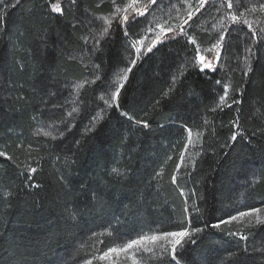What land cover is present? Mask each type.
<instances>
[{"label": "trees", "instance_id": "trees-1", "mask_svg": "<svg viewBox=\"0 0 264 264\" xmlns=\"http://www.w3.org/2000/svg\"><path fill=\"white\" fill-rule=\"evenodd\" d=\"M171 1L180 11L171 10L166 21L175 24L186 13L181 0ZM55 2L20 0L15 7H8L14 0L0 3V11L7 8L0 33V150L11 157H0V264H85L118 238L107 235L112 229L126 240L141 233L179 230L189 220L191 227L204 231L195 237V245H185L181 264H264V225L243 226L247 241L226 233L229 227L242 226L211 227L237 210L264 208V33L260 32L264 13L257 17L245 12L236 24L225 18L232 10L221 7V0L214 4L209 0L193 17L191 27H185L202 49L225 35L216 71L201 72L195 66L194 46L182 36L165 40L152 52L145 47L124 82L119 108L107 109L95 131L85 134L92 116L105 108L99 99L103 90L131 67L135 54L130 43L145 36V25L133 28L130 39L114 20L110 36L93 51L104 26L96 18L114 11L112 0H75L74 4L60 0L63 15L51 12ZM161 2L150 6L146 20L140 18L145 24ZM202 16L215 18V34L199 29ZM245 19L257 37H252ZM205 55L212 58L211 53ZM246 63L252 68L247 76ZM96 74L101 80L85 85L79 95L81 112L72 131L58 140L36 135L40 125L67 115L72 103L65 101L74 99L71 86ZM173 76L178 79L168 92ZM224 84L230 86V98L242 103L212 111ZM59 104L63 107H53ZM121 111L150 127L135 125ZM237 115L239 126L234 127L230 122ZM189 128L194 141L197 132H203V142L185 151ZM233 132L244 138L231 141ZM182 153L186 167L179 170L178 187L171 177ZM31 167L38 170L33 182L42 187L25 186L26 169ZM113 168L122 175L113 173ZM181 188L185 196L180 195ZM9 190L13 195L4 197ZM190 190L203 196L196 199L199 213L192 212ZM186 199L188 220L183 212ZM66 208L76 213L75 221L68 218ZM160 260L161 256L148 262L160 264ZM93 264L103 263L93 259Z\"/></svg>", "mask_w": 264, "mask_h": 264}, {"label": "snow or ice", "instance_id": "snow-or-ice-1", "mask_svg": "<svg viewBox=\"0 0 264 264\" xmlns=\"http://www.w3.org/2000/svg\"><path fill=\"white\" fill-rule=\"evenodd\" d=\"M3 0H0L2 3ZM187 0H181V3H186ZM20 3V0H14V3L9 5L8 7H15ZM72 3H75V0H72ZM114 11L109 14V16H100L97 17V20L103 21V27L97 33V38L93 44V51H98L100 48L101 41L106 39L111 34V27L113 21L116 20L124 30V36L130 37V33L133 28H136L137 25H145L142 29L145 32V36L143 38H138L131 40L130 48L134 50L135 58L130 60L131 67H128L124 70V74L118 75L114 81H112L108 88L104 89V94L99 96V99L103 101L105 108H101L96 115L92 116V119L89 121L88 125L85 127L84 132L88 134L90 132L95 131L97 124L104 118V114L107 109H111L114 105L119 108V96L121 90L124 87V82L128 79V73L131 72L132 67L135 66L136 61L141 58L142 49L145 48V40L148 38V33H154V38L151 39L150 43L146 46V52H152L153 48H156L157 45L161 44L165 40H176L178 37H183L187 44L194 46V54L192 55V60L195 62V66L199 67L201 72L204 70H212L216 71L214 67V61L219 62L221 60V49L224 47L225 35L220 34L215 42L208 48L202 49L198 44L196 38L189 33L185 26L188 28L191 27L190 22L193 20V17L201 12V9L205 8V5L209 3V0H196V6L193 7V4L188 3L186 9V17L180 20L178 23H169V21H160L156 18L153 20L147 21L145 24V20L147 19V14L149 12V8L151 5L157 4V0H149V3H143V0H126V2L117 4L116 0H112ZM215 0H213V4ZM173 7H176L173 5ZM221 7H226L228 10H232L225 13V18L230 19L231 22L239 24L241 22V18L244 16L245 12L256 13L257 11L264 13V3H259L258 5H254L251 7L245 6L244 0H221ZM241 7H243V11H240ZM220 9H217L219 11ZM179 9H177V13H179ZM51 12L59 13L61 15L64 14V10L61 7L60 0H56L55 3L51 4ZM7 15V8L3 11H0V33L4 32L5 27V17ZM140 18H145V20H141ZM179 19V17H177ZM243 23L248 24V21L245 19ZM155 27H152V25ZM168 25L165 27V25ZM249 30L252 32V37L255 38L258 36V33L252 29V26L248 24ZM158 29V31H157ZM261 33H264V28L260 29ZM85 44H88V37H83ZM264 39V37H262ZM255 42V41H254ZM247 52L252 53L255 56V51L252 48L246 49ZM206 53H211L212 58H206ZM146 54V53H145ZM74 59V57H70ZM245 62L248 61V57L244 58ZM95 67H99L96 65ZM183 69L181 70V75H183ZM252 71L251 64L246 63V71L244 75L247 76L249 72ZM177 77L173 76L172 84L173 87L168 89V92L173 91L175 83L177 81ZM101 80L99 74H96L92 80H83L81 82L74 83L71 87L73 92L70 95L74 96V99L68 101L66 99V103H72L73 106L70 110L67 111V115L64 116L61 120L54 121L52 124L47 127L37 129L36 135H43L51 140H58L65 137L67 132H71L75 127V117H78L81 108L77 104V100H79V95L81 91L85 88V85L91 86L96 84L97 81ZM112 84H115V88L112 89ZM216 84L220 85L221 80H216ZM223 94L219 96L218 103L216 107L212 109V111H216L217 109L223 111L225 107L231 108L233 105H239L242 103L240 98L232 97L230 98L229 88L230 86L227 84L222 85ZM168 92L165 93V96L168 95ZM243 93L240 92V96ZM18 99H24V97H18ZM159 103V101H157ZM53 107H63L62 104L53 105ZM239 109H237V113ZM120 114L122 116L127 117L129 121H132L135 125H142L144 128L150 127L148 122L136 120L133 116H130L127 112L121 111ZM56 115V114H54ZM69 118H72L71 121ZM57 123L66 124L67 128L65 130H61L57 127ZM205 125L209 123L208 120L204 121ZM234 127L239 126V116L230 122ZM188 131V139L185 144V151H187L188 147L191 145L193 147L196 146L197 143L202 144L203 142V132H197V139L193 140V130L191 128L187 129ZM253 135H256L253 133ZM238 137L241 139L244 138L243 134L240 132H233L230 136V140L236 142ZM80 142L76 141L78 145ZM0 157H5L6 159H11L10 156L5 151L0 150ZM172 157L169 156L168 159ZM180 163L176 166V173H174L171 177V182L174 185H178V174L181 166H185V155L182 153L179 157ZM71 163V161L66 160V164ZM26 187L30 188H39L42 185L33 182V174L37 173V168L31 167L26 169ZM113 173L117 175H122V173L117 168L112 169ZM157 175H161V173H157ZM61 180L64 181V177L61 176ZM13 193L9 190L4 193V197H11ZM181 196H185V192L181 188L180 191ZM190 196L193 199V203L191 205L192 212L199 213L200 208L196 203V199H203L202 194L197 195L194 190H190ZM93 198H95V193H93ZM187 199L185 200V208L183 212L186 214L184 219L188 220L189 207L187 206ZM65 213L69 219L75 221L76 213L72 211L70 208L65 209ZM119 222V219H117ZM234 222L237 225H241L242 227H229L226 229V233L229 236H239L241 241H247L248 234L243 232V226H251V225H264V208L250 206L247 210H237L236 214H229L227 219H221L217 223L211 224L212 228L221 229V225L232 226ZM191 221H188V226H184L179 230L175 231H163L159 233L152 234H138L135 238L123 239L119 238L118 230L112 229L107 235L113 236L116 234L117 239L113 240L105 249L102 250V254L94 255L92 259H88L85 261V264H93V259H98L100 261H106L107 264H143L142 260L138 258L137 254L140 252L145 253H153L155 254V249L158 247L160 249V264H181L183 257L181 253L184 252L185 245L192 244L195 245L197 243L195 237L197 234H200L204 231V229L200 227H191ZM97 235H104V233H99ZM103 243V241H99ZM163 242V243H161ZM248 249L245 247L244 251L246 252ZM264 251V249H261ZM50 264H56V262H50Z\"/></svg>", "mask_w": 264, "mask_h": 264}, {"label": "rangeland", "instance_id": "rangeland-1", "mask_svg": "<svg viewBox=\"0 0 264 264\" xmlns=\"http://www.w3.org/2000/svg\"><path fill=\"white\" fill-rule=\"evenodd\" d=\"M122 1V0H121ZM148 0H143V3H145L146 4V2H147ZM173 1H175V0H173ZM253 0H246V4H245V6H248L249 7V5H251L252 3H255V5L257 4H259V3H264V0H256V1H254V2H252ZM125 2H126V0H125ZM194 2H196L195 0H187V2L186 3H183V8H184V10H183V12L184 13H186V9H187V4L188 3H191V4H193ZM176 3V2H175ZM161 4V7H159L156 11H155V13L153 12V15H151V20H153V18H156V19H158V20H160V21H166V19H168V18H171V16H172V12H171V10H175V9H177V8H173V9H171V7H173V5H174V3L171 1V0H163V2H161L160 3ZM195 4V3H194ZM175 12H176V10H175ZM174 12V13H175ZM257 13V17H261V15H263V13H261V12H259V11H257L256 12ZM200 19H202L201 20V26L199 27V29H202V30H204L206 33L208 32L209 34H215V29H216V25H215V18H212V17H201ZM258 18H256V20H257ZM260 20V19H259ZM263 23H264V21H263ZM153 27H155V25L153 24L152 25ZM157 31H158V29H157ZM147 36H149V38H147L146 40H145V47L147 46V44L148 43H150V41H151V39H153L154 38V33H148L147 34ZM216 64H217V62L216 61H214V66H216ZM73 106V104L72 105H70V108ZM48 125H50V124H42V125H40L39 126V128L38 129H40V128H44V127H47ZM57 127L59 128V129H61V127L60 126H58L57 125ZM234 224L235 225H237L235 222H234ZM238 226H241V225H238ZM161 243H163V242H161ZM137 256H138V258L139 259H141L142 260V262H143V264H149V260L151 259V258H153V257H159L160 256V249L157 247L156 249H155V254H153V253H145V252H140V253H138L137 254ZM103 264H107V262L106 261H101Z\"/></svg>", "mask_w": 264, "mask_h": 264}]
</instances>
